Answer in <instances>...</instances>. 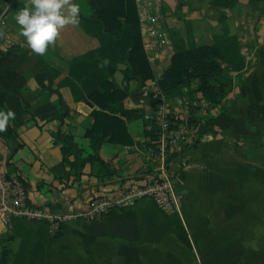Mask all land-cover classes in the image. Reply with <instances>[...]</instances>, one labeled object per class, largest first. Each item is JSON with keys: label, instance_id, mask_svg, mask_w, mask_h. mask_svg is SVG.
I'll use <instances>...</instances> for the list:
<instances>
[{"label": "crops", "instance_id": "0c3cea01", "mask_svg": "<svg viewBox=\"0 0 264 264\" xmlns=\"http://www.w3.org/2000/svg\"><path fill=\"white\" fill-rule=\"evenodd\" d=\"M136 1L155 79L134 87L123 103L134 115L125 118L132 144L105 143L102 162L76 169L64 163L63 142L73 136L84 144L99 109L85 95L77 101L63 83L74 59L101 47L89 28L95 21L90 0H72L80 5L79 25H66L44 56L31 52L15 22L31 0H0V111L15 113L0 132V167L25 182L32 206L62 213L85 212L107 195L159 182V166L147 152L151 99L160 90L164 105L178 110L186 98H204L199 81L174 98L160 83L179 50L222 45L230 36L227 95L211 103L205 124L194 120L195 144L184 162L171 166L179 172L174 212L146 199L54 235L45 223L0 220V264H264V3ZM7 43L13 47L4 53Z\"/></svg>", "mask_w": 264, "mask_h": 264}, {"label": "trees", "instance_id": "16d2710c", "mask_svg": "<svg viewBox=\"0 0 264 264\" xmlns=\"http://www.w3.org/2000/svg\"><path fill=\"white\" fill-rule=\"evenodd\" d=\"M237 2L218 0V5L231 8ZM250 3L259 8L264 0H250ZM90 5L95 21L88 23L89 28L99 38L101 47L74 59L70 77L63 83L77 101L85 95L99 109L94 113L93 128L83 134L84 144L73 136L63 142L64 163L76 169L102 162L100 151L105 143L132 144L125 118L134 115L124 111L123 103L134 92L133 87L138 90L147 81L155 79L144 46L137 1L90 0ZM81 23L84 25L86 21ZM228 38L218 46L179 50L160 83L166 97L179 96L183 87L199 81L204 98L213 105L220 104L229 87L223 64L229 61V53L235 44L230 36ZM105 60L108 63L100 67ZM119 72L124 84L121 87L115 81ZM151 101L154 109L161 104L160 99Z\"/></svg>", "mask_w": 264, "mask_h": 264}, {"label": "built area", "instance_id": "2783aa9c", "mask_svg": "<svg viewBox=\"0 0 264 264\" xmlns=\"http://www.w3.org/2000/svg\"><path fill=\"white\" fill-rule=\"evenodd\" d=\"M4 17L5 12L0 14V28ZM12 47L7 43L4 53L10 52ZM153 99H160L161 104L146 115L153 133L147 152L148 160L159 166V175H162L159 182L135 184L117 194L107 195L92 202L85 212L62 213L32 206L25 182L8 176L0 167V220L7 226L16 218L45 223L54 235L77 220L100 221L111 211H124L146 199L153 200L165 214H172L176 208L179 172H172L171 166L186 160L187 151L195 144L193 140L197 136L194 120L202 118L205 124L212 104L204 98H186L178 110H170L164 105L165 97L160 90Z\"/></svg>", "mask_w": 264, "mask_h": 264}, {"label": "clouds", "instance_id": "9594fccd", "mask_svg": "<svg viewBox=\"0 0 264 264\" xmlns=\"http://www.w3.org/2000/svg\"><path fill=\"white\" fill-rule=\"evenodd\" d=\"M80 11V5L72 0H31L30 5L16 13L15 22L20 26V35L26 39L31 52L44 56L66 25H79ZM107 63L105 60L99 66ZM14 118L15 113L11 110L0 111V132L6 131L9 121Z\"/></svg>", "mask_w": 264, "mask_h": 264}, {"label": "rangeland", "instance_id": "374dc122", "mask_svg": "<svg viewBox=\"0 0 264 264\" xmlns=\"http://www.w3.org/2000/svg\"><path fill=\"white\" fill-rule=\"evenodd\" d=\"M115 81H116V83L121 87V86H123L124 84L122 83V74H121V72H119L118 74H117V76H116V78H115ZM130 86H132V85H130ZM134 86V85H133ZM134 88V87H133ZM153 99V98H152ZM154 100V99H153Z\"/></svg>", "mask_w": 264, "mask_h": 264}, {"label": "water", "instance_id": "95a60500", "mask_svg": "<svg viewBox=\"0 0 264 264\" xmlns=\"http://www.w3.org/2000/svg\"><path fill=\"white\" fill-rule=\"evenodd\" d=\"M84 102L87 103L91 108H93V105L89 103L86 98H84Z\"/></svg>", "mask_w": 264, "mask_h": 264}]
</instances>
